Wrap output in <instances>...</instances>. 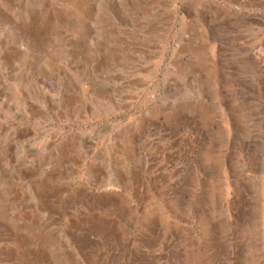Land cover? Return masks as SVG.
<instances>
[{
  "label": "rangeland",
  "instance_id": "374dc122",
  "mask_svg": "<svg viewBox=\"0 0 264 264\" xmlns=\"http://www.w3.org/2000/svg\"><path fill=\"white\" fill-rule=\"evenodd\" d=\"M0 264H264V0H0Z\"/></svg>",
  "mask_w": 264,
  "mask_h": 264
}]
</instances>
